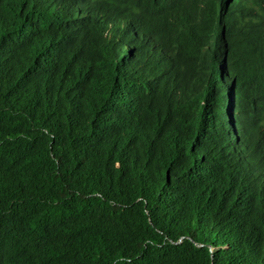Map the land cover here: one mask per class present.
Wrapping results in <instances>:
<instances>
[{"label":"trees","instance_id":"trees-1","mask_svg":"<svg viewBox=\"0 0 264 264\" xmlns=\"http://www.w3.org/2000/svg\"><path fill=\"white\" fill-rule=\"evenodd\" d=\"M0 264H264V0H0Z\"/></svg>","mask_w":264,"mask_h":264}]
</instances>
